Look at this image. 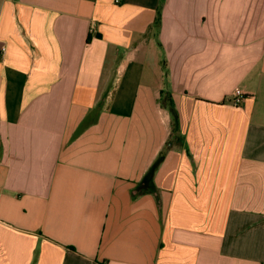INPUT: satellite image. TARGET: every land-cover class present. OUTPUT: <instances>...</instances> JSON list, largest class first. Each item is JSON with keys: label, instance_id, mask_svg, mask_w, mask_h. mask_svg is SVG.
<instances>
[{"label": "crops", "instance_id": "crops-1", "mask_svg": "<svg viewBox=\"0 0 264 264\" xmlns=\"http://www.w3.org/2000/svg\"><path fill=\"white\" fill-rule=\"evenodd\" d=\"M0 264H264V0H0Z\"/></svg>", "mask_w": 264, "mask_h": 264}, {"label": "trees", "instance_id": "trees-1", "mask_svg": "<svg viewBox=\"0 0 264 264\" xmlns=\"http://www.w3.org/2000/svg\"><path fill=\"white\" fill-rule=\"evenodd\" d=\"M160 15H161V12L159 11V19H160ZM157 164H154L153 167L151 168V171L149 173V175L147 176L145 182L141 183L140 185H138L135 189H134V192L133 194L134 195H137V194H141L143 192H148V191H155V186H154V182H153V174H154V171L157 167Z\"/></svg>", "mask_w": 264, "mask_h": 264}, {"label": "built area", "instance_id": "built-area-1", "mask_svg": "<svg viewBox=\"0 0 264 264\" xmlns=\"http://www.w3.org/2000/svg\"><path fill=\"white\" fill-rule=\"evenodd\" d=\"M232 102L234 104H239L243 98H245L246 93L241 88H236L232 93Z\"/></svg>", "mask_w": 264, "mask_h": 264}]
</instances>
